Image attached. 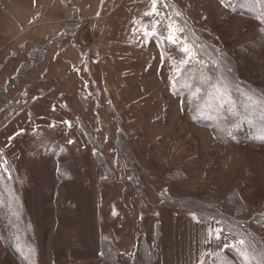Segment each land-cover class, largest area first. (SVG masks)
Instances as JSON below:
<instances>
[{
  "label": "rangeland",
  "instance_id": "374dc122",
  "mask_svg": "<svg viewBox=\"0 0 264 264\" xmlns=\"http://www.w3.org/2000/svg\"><path fill=\"white\" fill-rule=\"evenodd\" d=\"M49 1L0 0V264H110L107 237L117 264H149L144 240L150 264H241L242 246L258 263L264 133L234 128L243 91L264 97L262 17L234 0Z\"/></svg>",
  "mask_w": 264,
  "mask_h": 264
},
{
  "label": "trees",
  "instance_id": "16d2710c",
  "mask_svg": "<svg viewBox=\"0 0 264 264\" xmlns=\"http://www.w3.org/2000/svg\"><path fill=\"white\" fill-rule=\"evenodd\" d=\"M168 5H169V9L170 11L172 12H176V9H175V6L174 4L169 1V0H166ZM235 2V8H236V11L237 12H240L244 15H250V16H261L262 19L264 20V0H234ZM185 24V27L188 28L189 24L188 23H184ZM261 34L264 35V28H262L261 30ZM35 57V56H34ZM41 59V56L39 57ZM225 62V63H224ZM223 62V68H225V70L227 68H229L230 66V63L228 62V60L224 61ZM25 64H22V65H19V69H18V76L17 77H22V75L27 72L30 68H35L38 66V63H35V64H30L28 62H24ZM26 63H28L29 65H26ZM226 64V66H225ZM227 72V70H226ZM228 73V72H227ZM228 76L230 77L228 80L229 82L231 83L233 81L234 84L238 83L235 79L236 77H233L231 76L229 73H228ZM181 79L183 78V75L180 77ZM179 78V79H180ZM189 79V78H188ZM189 80H192V79H189ZM15 84V83H14ZM17 84H15L16 86ZM231 86V85H230ZM232 87V86H231ZM249 87V86H248ZM243 90V89H242ZM261 91V90H260ZM260 91L256 92L255 91V87H253L250 91L249 90H246V91H243L244 92V95H243V99H242V102L246 103V100L249 99L251 101V105L250 106H246L244 108V111L241 115V120H244L245 123L244 125L242 126L241 129H235L234 128V132H240L241 133H244L246 137H251V138H256V135H261L264 133V97L261 95L262 93H260ZM248 92V93H246ZM263 97V98H262ZM221 110V112H224V111H227L229 113V109H227L226 106H223L222 108H219ZM263 115L261 118H258L257 115ZM207 116L205 115L203 119H205ZM250 123V124H249ZM222 129L223 131H227V132H230L231 131V128H228L227 130L226 129V126L222 125L221 127H219L218 129ZM257 128V129H256ZM258 128H261L262 131H259ZM219 133V132H218ZM231 134V133H230ZM259 141H264V139L262 140H259ZM14 189V188H13ZM184 200L183 201H177V202H174L173 204L176 206V207H182V208H186V209H189L190 211H192L197 217H203L205 212H201L202 208H200L201 210H196V209H191L189 207H185L184 205ZM210 207V208H214L211 204H214V202L212 201V203H207ZM5 209H6V212H5V217L6 219L10 218L9 222H14L15 224L20 220L22 219L23 217V210H22V207L20 205H18V203H10L9 201H7L5 204ZM173 205V206H174ZM208 216H211V217H214L213 215H208ZM218 220H219V223H220V226L222 229H225V230H229V231H232L234 230V224L232 222V219H228V218H225V217H220V215H215ZM233 224V225H232ZM236 226V225H235ZM240 225L237 224L236 226V229H237V233H240V235H243L241 232H239V228ZM233 232V231H232ZM105 244H104V251H105V259L108 263L110 264H117V255L115 252H112L110 251V246H111V242L109 240V238L107 237L105 240H104ZM140 245V248H139V251H138V257L137 258H140L141 260H146V258L149 257V254H150V260H149V264L151 262H153L155 260V254L154 252H151L150 251V245L148 244V242L146 240L142 241ZM244 245H247L246 243ZM13 248V246H11ZM246 246H242L241 247V250L240 252L238 253V257H239V261L241 264H264V258L261 256L259 257V260L257 261L258 263H254V260L253 258H251L252 256V253H250L251 251H247V249H245ZM234 246H230L228 247L227 249L228 250H233ZM226 250V249H225ZM216 258L214 260H212V263L211 264H235V261L234 259H232V257H230L229 254H227L226 251H219L217 252L216 254ZM129 261H127V259L124 261V263H128ZM144 262V261H143ZM145 263V262H144Z\"/></svg>",
  "mask_w": 264,
  "mask_h": 264
},
{
  "label": "crops",
  "instance_id": "0c3cea01",
  "mask_svg": "<svg viewBox=\"0 0 264 264\" xmlns=\"http://www.w3.org/2000/svg\"><path fill=\"white\" fill-rule=\"evenodd\" d=\"M27 5L24 6L26 10H30L35 13V11H45L47 9L49 0H25Z\"/></svg>",
  "mask_w": 264,
  "mask_h": 264
},
{
  "label": "snow or ice",
  "instance_id": "6c2138e0",
  "mask_svg": "<svg viewBox=\"0 0 264 264\" xmlns=\"http://www.w3.org/2000/svg\"><path fill=\"white\" fill-rule=\"evenodd\" d=\"M153 3H154V5H155V0H153ZM153 11L155 12V8L153 9ZM169 28H170V30H171V26H169ZM145 34H147V32H146ZM168 39H169L172 43H175V42H176V37H175L174 35H170V36L168 37ZM183 51H184L185 54H188V53H189V49H188L187 47H184V48H183ZM217 238H219V237L217 236Z\"/></svg>",
  "mask_w": 264,
  "mask_h": 264
}]
</instances>
